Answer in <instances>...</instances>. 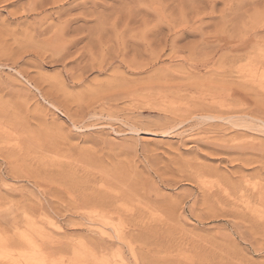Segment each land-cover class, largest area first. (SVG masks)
<instances>
[{
  "label": "rangeland",
  "instance_id": "1",
  "mask_svg": "<svg viewBox=\"0 0 264 264\" xmlns=\"http://www.w3.org/2000/svg\"><path fill=\"white\" fill-rule=\"evenodd\" d=\"M51 1L0 0V264L31 230L61 264H264V88L235 72L264 0H62L68 55L32 33Z\"/></svg>",
  "mask_w": 264,
  "mask_h": 264
},
{
  "label": "bare ground",
  "instance_id": "2",
  "mask_svg": "<svg viewBox=\"0 0 264 264\" xmlns=\"http://www.w3.org/2000/svg\"><path fill=\"white\" fill-rule=\"evenodd\" d=\"M8 3L11 2L12 4H14L15 2H19L20 0H7ZM13 1V2H12ZM32 3L30 4V6L28 8H30L27 12L28 13H34V12H38L40 10L43 9L44 7V3H45V0H42V3L38 4L36 1L34 0H31ZM54 0L51 1V4L54 5H58L60 4L61 2H63L62 0H58L57 2H53ZM113 1V0H112ZM53 2V3H52ZM75 2V0H74ZM77 2V5L74 6V7H85L86 6V3H80L78 4V1ZM210 2V1H209ZM207 1V4L209 3ZM215 2V1H214ZM213 2V3H214ZM50 3V2H49ZM48 3V4H49ZM64 3V2H63ZM95 2H93L92 4L94 5ZM103 3V2H102ZM107 4V2H105ZM115 3V2H114ZM212 3V2H210ZM210 3L208 4L210 6ZM16 4V3H15ZM74 4V3H72ZM50 5V4H49ZM56 5V6H57ZM98 6V4H96ZM95 5V6H96ZM112 5V4H111ZM215 5V3H214ZM52 6V5H51ZM52 6V7H53ZM55 6V7H56ZM96 6V8H97ZM64 7L65 6H59L58 5V10L57 12H55V14L57 15L54 20L52 21H55V22H51V20H49V23L48 21H44V19L42 18V20L44 21H41V24L38 25V28H36L34 30V32L32 31L33 33V36H35L36 38L38 39H41L43 40L44 39V42H43V46L47 49H50V50H53V51H56L58 53H60L61 55L64 54V53H69V48L68 47H72V46H76V44H78L77 42H75L77 39L74 40H68L67 39V34L69 35L70 33L74 34V33H79V31L81 30V27H73V24H77L79 23V21L81 19H66L63 21V17L61 19V16L63 14L62 11H64ZM102 7V6H101ZM23 8V7H22ZM103 8V7H102ZM108 8V7H107ZM105 7V9H107ZM114 8V7H113ZM81 10V9H80ZM158 10V9H157ZM25 11V12H26ZM104 11V10H103ZM65 12V11H64ZM67 12V11H66ZM105 12V11H104ZM112 12V11H111ZM70 13V12H69ZM100 13V12H99ZM27 14V13H26ZM54 14V15H55ZM52 15L50 14L49 17H51ZM45 17V16H44ZM48 17V16H47ZM48 17V18H49ZM69 17V15L67 16ZM66 17V18H67ZM73 17V16H72ZM47 18V19H48ZM199 18V17H198ZM51 19V18H49ZM201 20V19H199ZM188 22V21H187ZM187 25V23H186ZM76 26V25H75ZM185 28L187 26H182V28ZM190 26H188L189 28ZM86 28V27H85ZM182 28L181 30L179 29L178 32L182 31ZM183 28V29H184ZM178 29V28H177ZM186 29V28H185ZM188 30V29H187ZM173 29H170V32H172ZM175 32V30H174ZM82 33V32H80ZM177 34V32H175ZM182 33V32H181ZM158 35V34H157ZM33 36H30L29 38L32 39ZM77 36V35H76ZM183 36V34H182ZM34 37V38H35ZM35 38V39H36ZM77 38V37H76ZM83 38V37H82ZM81 39V38H80ZM41 40V41H42ZM32 41V40H31ZM73 41V42H72ZM78 41V40H77ZM81 41V40H80ZM34 42V41H33ZM36 42H37V39H36ZM32 43V42H31ZM250 43V42H249ZM262 43V41H261ZM253 44V43H252ZM255 44V43H254ZM260 44V42H259ZM248 45V44H247ZM246 45V46H247ZM245 46V44H244ZM237 47V46H235ZM242 47V46H241ZM74 48V47H73ZM238 48V47H237ZM236 48V49H237ZM245 48H243L244 50ZM246 50V49H245ZM249 50V49H248ZM247 50V52H248ZM251 50H254V49H251ZM250 50V51H251ZM241 51V50H239ZM243 52V51H242ZM255 52V51H254ZM66 53V55H68ZM53 55V54H52ZM70 55V54H69ZM125 55V54H124ZM51 57V56H50ZM64 57V56H63ZM69 57V56H68ZM55 58V57H54ZM65 58V57H64ZM239 76L240 78V82L246 86H248L251 90L252 89H257V88H264V48H258L257 52L255 53L254 56H251L249 57L248 59V62L243 65L242 67L238 68L237 71H235ZM237 91V90H236ZM253 91V90H252ZM232 92V91H231ZM234 92V91H233ZM249 115V114H248ZM214 116V115H213ZM244 117V116H242ZM245 117H246V120L248 119V117L246 116L245 114ZM204 118V117H203ZM241 118V117H240ZM254 121L253 118H255L254 116H250L249 119H251ZM213 119V118H212ZM232 119V118H230ZM226 120H229V119H226ZM231 121V120H230ZM245 123V122H244ZM199 178V177H198ZM201 181V179H199ZM198 180V181H199ZM204 182V181H203ZM202 183V182H201ZM205 186V185H204ZM255 188V187H253ZM101 203L102 206H106V207H103V210L104 211H92V213H90L88 215V217H93V216H99L101 217L102 221H104L107 225H110L114 231H115V238H117V240H125L123 237H122V233H121V229L119 227V225L115 222H113V220H111L108 216H106V214H108V212H106V210H109V209H112V208H118V204L116 201H107L106 199H101L99 201ZM110 204V205H109ZM249 201H246V207L247 208H250L249 207ZM244 207V206H243ZM259 212V211H258ZM257 212V213H258ZM256 213V212H255ZM85 218V217H84ZM121 226V225H120ZM113 231V232H114ZM38 232L36 230H31L30 233H26V234H23L20 236L21 238V242H24V245L27 247V249H23V250H19L17 251V253H12V248L10 247H7L5 246L4 248L7 249L9 248V252L7 251V253L5 252L4 249H2L3 252H5V256H8L7 258V261H8V264H61L59 263L58 261H54V260H49V255H47L48 253H46L42 247V245H40L38 243V238H41V234L37 235ZM97 235L99 236V239H100V243L103 247H106L107 245H109V242H111V239H113L112 235L109 234L107 231L101 229L97 232ZM125 235V234H124ZM127 240V239H126ZM1 250V249H0ZM14 250V249H13ZM15 252V251H14ZM3 255V254H1ZM10 255V256H9ZM4 256V257H5ZM3 256H1L2 258ZM6 258V257H5ZM102 264H110L108 261H104Z\"/></svg>",
  "mask_w": 264,
  "mask_h": 264
}]
</instances>
